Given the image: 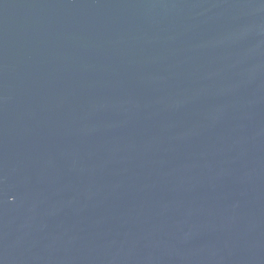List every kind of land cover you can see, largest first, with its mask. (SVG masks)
I'll use <instances>...</instances> for the list:
<instances>
[{
    "label": "water",
    "instance_id": "obj_1",
    "mask_svg": "<svg viewBox=\"0 0 264 264\" xmlns=\"http://www.w3.org/2000/svg\"><path fill=\"white\" fill-rule=\"evenodd\" d=\"M0 264H264V0H0Z\"/></svg>",
    "mask_w": 264,
    "mask_h": 264
}]
</instances>
